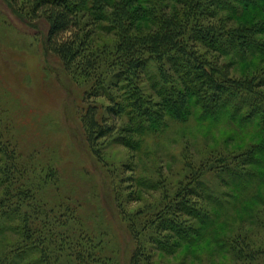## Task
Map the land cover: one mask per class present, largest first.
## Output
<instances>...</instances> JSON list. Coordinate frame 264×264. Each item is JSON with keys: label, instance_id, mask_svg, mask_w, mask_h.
<instances>
[{"label": "trees", "instance_id": "obj_1", "mask_svg": "<svg viewBox=\"0 0 264 264\" xmlns=\"http://www.w3.org/2000/svg\"><path fill=\"white\" fill-rule=\"evenodd\" d=\"M5 1L29 24H48L46 48L85 86L84 139L131 236L129 264H156L157 255L211 232L236 264H264V197L246 203L252 186L264 182V0ZM233 55L256 58L257 66L238 75ZM9 113L0 96V237L11 228L18 235L0 241V264H118L57 167L38 168L18 150ZM192 121L209 133L240 126L228 142L252 127L254 142L236 152L212 149L198 162L187 144L174 185L164 170L156 180L137 174L136 158L151 155L146 143L169 141ZM117 144L130 150L132 163L109 162L107 150ZM142 189L157 196L129 208Z\"/></svg>", "mask_w": 264, "mask_h": 264}, {"label": "rangeland", "instance_id": "obj_2", "mask_svg": "<svg viewBox=\"0 0 264 264\" xmlns=\"http://www.w3.org/2000/svg\"><path fill=\"white\" fill-rule=\"evenodd\" d=\"M244 18H250V14ZM47 33L48 24H29L17 16L5 0H0V96L10 112V131L18 144V150L38 168L44 167L47 170L48 162L57 167L66 180L65 189L69 188L68 191L72 190L86 203L89 223L96 228L100 227L106 233L105 241L109 249L116 253L118 264H129L133 249L131 236L110 196L106 173L90 153L84 139L81 112L83 105L87 103L84 102L85 86L69 76L60 59L48 51ZM232 57L235 60L232 63L233 71L238 75L257 66L256 58L248 56L246 62L236 55ZM223 59L232 60L229 56ZM260 64L264 66V60ZM230 126L217 125L209 133L207 126L202 127L196 121L187 125L179 124L177 131L171 135V140L162 138V142L159 138L156 139L157 142L146 143L145 149L150 150L151 155L145 161L141 160L145 155L136 158L135 162L139 167L137 174L156 180L164 170V175L174 185L183 176L182 153L186 147L189 150L191 148L190 151L198 162L202 157L217 153L212 149L236 152L235 146L246 140L249 143L254 142V139L250 141L253 136L250 134L256 132L252 127L243 130L237 139L226 141L231 130L240 129L237 125H232L233 129ZM181 130L183 134H180ZM247 132L250 136H247ZM107 156L109 162L116 167L130 163L131 160L133 162L130 150L119 144L110 146ZM210 182L217 185V181ZM257 184L249 191L250 199L246 200L247 204L255 206L261 202L259 196L264 197V182H260L258 186ZM220 190L235 192L226 185L221 186ZM139 195L141 200L133 201L129 208L141 206L143 201L144 204L145 201L153 199L157 193L142 189ZM259 205L262 207L264 203ZM17 237V233L11 228L0 237V241L3 243V239L9 241ZM0 246L3 247L2 244ZM156 264L236 262L211 232V235L200 239L194 246H184L171 255H157Z\"/></svg>", "mask_w": 264, "mask_h": 264}]
</instances>
